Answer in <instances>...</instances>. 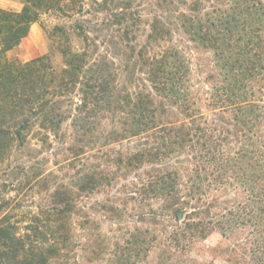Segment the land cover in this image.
I'll return each mask as SVG.
<instances>
[{
  "label": "trees",
  "instance_id": "1",
  "mask_svg": "<svg viewBox=\"0 0 264 264\" xmlns=\"http://www.w3.org/2000/svg\"><path fill=\"white\" fill-rule=\"evenodd\" d=\"M21 3L0 8V166L35 139L64 172L0 219V264H264V0ZM33 24L49 53L10 58Z\"/></svg>",
  "mask_w": 264,
  "mask_h": 264
},
{
  "label": "rangeland",
  "instance_id": "2",
  "mask_svg": "<svg viewBox=\"0 0 264 264\" xmlns=\"http://www.w3.org/2000/svg\"><path fill=\"white\" fill-rule=\"evenodd\" d=\"M21 1L0 0V5L6 4L4 9L7 10L20 11ZM42 21L46 26L59 23L55 15H45ZM48 53L49 41L45 33L39 24H33L27 37L15 50L9 53V57L26 62ZM54 64L56 67H60L61 58L59 55L54 58ZM53 146V149H43L35 139H28V144L24 148L13 149L8 160L0 166V205L2 207L0 208V219L9 214L13 217L14 222L25 218L28 220L32 214L39 211V207H45L47 192H40L35 181L40 175L49 173L52 174L49 177L51 180L56 175L63 178L64 172L56 164V161L62 162L64 156H55L59 152L58 145L53 143ZM33 149H37V152ZM25 171L33 178L25 179ZM220 240L219 234L213 233L205 241V245L215 247Z\"/></svg>",
  "mask_w": 264,
  "mask_h": 264
},
{
  "label": "crops",
  "instance_id": "3",
  "mask_svg": "<svg viewBox=\"0 0 264 264\" xmlns=\"http://www.w3.org/2000/svg\"><path fill=\"white\" fill-rule=\"evenodd\" d=\"M6 7V4L0 5V8L4 9Z\"/></svg>",
  "mask_w": 264,
  "mask_h": 264
}]
</instances>
